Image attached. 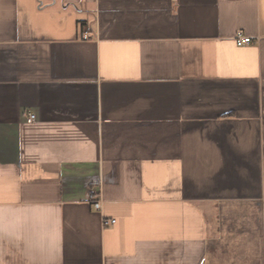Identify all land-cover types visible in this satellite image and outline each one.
Here are the masks:
<instances>
[{
    "label": "crops",
    "instance_id": "crops-1",
    "mask_svg": "<svg viewBox=\"0 0 264 264\" xmlns=\"http://www.w3.org/2000/svg\"><path fill=\"white\" fill-rule=\"evenodd\" d=\"M0 264H264V0H0Z\"/></svg>",
    "mask_w": 264,
    "mask_h": 264
},
{
    "label": "built area",
    "instance_id": "built-area-1",
    "mask_svg": "<svg viewBox=\"0 0 264 264\" xmlns=\"http://www.w3.org/2000/svg\"><path fill=\"white\" fill-rule=\"evenodd\" d=\"M84 38L86 39V38H88V36H85ZM234 39H235L236 44L239 45V46L254 43V40H253L252 37L244 35L242 33H238L237 35H235ZM35 119H36V115L33 114V113H30L28 115L27 121L28 122H33V121H35ZM93 207L96 210H99L101 208V200L93 201ZM108 222L113 224V223L116 222V220L112 219L110 221H106V220L104 221L105 224H108Z\"/></svg>",
    "mask_w": 264,
    "mask_h": 264
}]
</instances>
